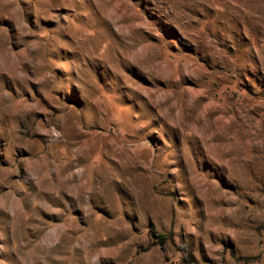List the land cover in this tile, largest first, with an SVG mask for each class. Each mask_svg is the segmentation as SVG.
<instances>
[{"label":"rangeland","instance_id":"374dc122","mask_svg":"<svg viewBox=\"0 0 264 264\" xmlns=\"http://www.w3.org/2000/svg\"><path fill=\"white\" fill-rule=\"evenodd\" d=\"M0 264H264V0H0Z\"/></svg>","mask_w":264,"mask_h":264},{"label":"trees","instance_id":"16d2710c","mask_svg":"<svg viewBox=\"0 0 264 264\" xmlns=\"http://www.w3.org/2000/svg\"><path fill=\"white\" fill-rule=\"evenodd\" d=\"M156 238L158 239L160 244H164L165 243V238L163 236H157Z\"/></svg>","mask_w":264,"mask_h":264}]
</instances>
